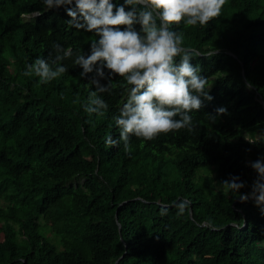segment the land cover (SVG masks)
I'll list each match as a JSON object with an SVG mask.
<instances>
[{
  "label": "trees",
  "instance_id": "16d2710c",
  "mask_svg": "<svg viewBox=\"0 0 264 264\" xmlns=\"http://www.w3.org/2000/svg\"><path fill=\"white\" fill-rule=\"evenodd\" d=\"M68 19L42 0H0V264H264V215L219 183L239 176L249 192L246 162L264 155V0H227L205 26H173L200 53L192 63L214 99L194 110L195 132L133 136L131 155L105 143L119 136L121 78L100 94L104 116L83 109L95 88L73 60L94 37ZM54 43L71 48L68 71L47 84L25 76ZM218 107L228 112L212 122Z\"/></svg>",
  "mask_w": 264,
  "mask_h": 264
},
{
  "label": "clouds",
  "instance_id": "9594fccd",
  "mask_svg": "<svg viewBox=\"0 0 264 264\" xmlns=\"http://www.w3.org/2000/svg\"><path fill=\"white\" fill-rule=\"evenodd\" d=\"M44 10L63 8L70 27L92 33L89 52L76 54L73 65L79 67L80 77L89 81L91 91L83 109L89 117L104 116L109 105L100 95L111 93L113 80L121 78L127 97L114 117L118 138L105 137L108 147L122 142L131 155L133 136L152 141L161 134L186 130L193 133L196 123L193 112L201 110L205 101L211 102L208 77L202 75L193 58L200 56L194 49L183 46V33L174 31L183 23L205 26L221 15L227 0H42ZM39 16V12L33 13ZM71 48L59 43L52 45L48 59L37 58L26 66L25 76L35 74L39 83L47 84L68 71L64 61L71 59ZM178 58V59H177ZM252 88L251 82L246 84ZM218 107L208 114L212 122L227 114ZM92 123L91 120L88 121ZM247 166L255 173L251 190L239 176L220 181L225 195L238 193L241 202L251 200L264 215V155ZM177 214L185 212V201L177 203Z\"/></svg>",
  "mask_w": 264,
  "mask_h": 264
},
{
  "label": "rangeland",
  "instance_id": "374dc122",
  "mask_svg": "<svg viewBox=\"0 0 264 264\" xmlns=\"http://www.w3.org/2000/svg\"><path fill=\"white\" fill-rule=\"evenodd\" d=\"M255 64H257V60H253V61L251 62V66H254ZM27 226H28L31 230H33V228H34V229L37 228L38 224H37V222H36L35 219H31V220L29 221V223L27 224ZM2 239H3V232L0 231V240H2Z\"/></svg>",
  "mask_w": 264,
  "mask_h": 264
}]
</instances>
